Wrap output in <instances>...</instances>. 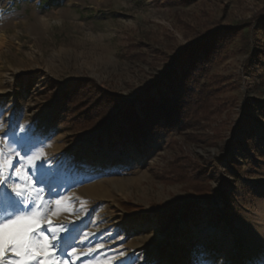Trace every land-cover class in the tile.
I'll return each mask as SVG.
<instances>
[{"label": "rangeland", "instance_id": "rangeland-1", "mask_svg": "<svg viewBox=\"0 0 264 264\" xmlns=\"http://www.w3.org/2000/svg\"><path fill=\"white\" fill-rule=\"evenodd\" d=\"M263 15L264 0H0V148L42 150L38 186L70 198L54 226L78 224L76 252L52 259L264 264ZM224 29L231 40L210 74L225 78V103L209 124L156 134L140 150L110 144L118 112L88 130L60 119L62 91L89 77L139 108L186 46ZM191 161L209 170L202 194L168 180ZM96 244L105 247L81 255Z\"/></svg>", "mask_w": 264, "mask_h": 264}, {"label": "trees", "instance_id": "trees-1", "mask_svg": "<svg viewBox=\"0 0 264 264\" xmlns=\"http://www.w3.org/2000/svg\"><path fill=\"white\" fill-rule=\"evenodd\" d=\"M181 1L190 4L197 0ZM262 26L264 29V15ZM230 40V29L216 30L186 46L160 87L140 99L139 108L134 101L123 105L119 96L103 89L94 78L80 79L74 87L62 91L60 119L67 121L71 129L88 130L108 123L118 112V137L110 138V144L134 145L140 150L156 134L209 124L214 116L221 114L225 103L222 100L225 78L210 74V69L227 51ZM204 78L207 81H203ZM259 107L264 110V103ZM189 164L187 167L183 163L181 170L173 172L168 180L192 182L195 192L202 194L209 170L197 162ZM226 198L223 197L224 201ZM192 208H197L196 203L192 202L186 209V221L188 210ZM170 216L176 218L175 213L171 212Z\"/></svg>", "mask_w": 264, "mask_h": 264}, {"label": "snow or ice", "instance_id": "snow-or-ice-1", "mask_svg": "<svg viewBox=\"0 0 264 264\" xmlns=\"http://www.w3.org/2000/svg\"><path fill=\"white\" fill-rule=\"evenodd\" d=\"M11 143L5 141L0 148V264H68L67 260L52 257L71 258L76 252L72 245L77 239L73 235L77 222L54 226L55 217L64 210H71L70 198L65 195L54 198L38 186L43 183V169L49 162L42 150L37 149L39 155L34 152L31 156H21ZM16 162L22 167H16ZM37 174L40 180L34 179ZM104 247L96 244L81 255L91 256ZM119 255L123 258L124 253Z\"/></svg>", "mask_w": 264, "mask_h": 264}, {"label": "bare ground", "instance_id": "bare-ground-1", "mask_svg": "<svg viewBox=\"0 0 264 264\" xmlns=\"http://www.w3.org/2000/svg\"><path fill=\"white\" fill-rule=\"evenodd\" d=\"M33 141H34L33 138H32V139H29V140L21 141V142L19 143V147H20V148H28V147L33 143ZM53 181L56 182V184L54 185V189H55V187H59V186H60V185L58 184V181H56V179H55V180L53 179Z\"/></svg>", "mask_w": 264, "mask_h": 264}]
</instances>
